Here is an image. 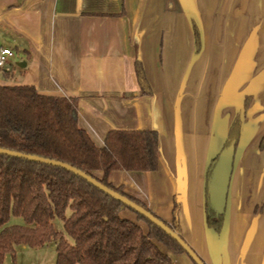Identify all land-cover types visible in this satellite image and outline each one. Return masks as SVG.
Segmentation results:
<instances>
[{
    "label": "crops",
    "instance_id": "0c3cea01",
    "mask_svg": "<svg viewBox=\"0 0 264 264\" xmlns=\"http://www.w3.org/2000/svg\"><path fill=\"white\" fill-rule=\"evenodd\" d=\"M0 45L14 54L0 85L76 98L78 126L97 147L110 131L158 134L156 172L108 182L168 224L176 201L180 235L204 264H264V0H0ZM136 57L151 96L140 95ZM245 97L216 234L206 171Z\"/></svg>",
    "mask_w": 264,
    "mask_h": 264
},
{
    "label": "trees",
    "instance_id": "16d2710c",
    "mask_svg": "<svg viewBox=\"0 0 264 264\" xmlns=\"http://www.w3.org/2000/svg\"><path fill=\"white\" fill-rule=\"evenodd\" d=\"M192 29L197 52L200 38L194 22ZM133 70L140 95L151 96L138 57ZM249 101L250 97L243 99L220 151L230 146L236 150ZM0 149L70 165L149 211L122 187L109 183L108 176L112 172H156L158 134L110 131L103 146L97 147L78 126L76 98L41 95L27 85H0ZM218 154L209 162L204 189L205 223L216 234L222 229L224 214H217L211 205L209 186ZM126 210L134 213L133 219L122 216ZM178 212L174 201L171 223H164L180 235ZM11 216L20 218L23 225L7 226ZM56 217L62 221V233L53 229ZM52 242L55 264H173L168 253L185 254L158 227L80 177L61 168L0 155V264L6 255L14 256L16 247L34 249Z\"/></svg>",
    "mask_w": 264,
    "mask_h": 264
},
{
    "label": "water",
    "instance_id": "95a60500",
    "mask_svg": "<svg viewBox=\"0 0 264 264\" xmlns=\"http://www.w3.org/2000/svg\"><path fill=\"white\" fill-rule=\"evenodd\" d=\"M18 67H21V65L18 64ZM234 152L235 150L232 146L222 151H219L216 164L212 170L210 186H209V195H210L211 205L213 206L217 214H224V208L226 205V197H227V192H228V185H229L230 176L232 172ZM0 155L61 168L63 170H66L69 173L74 174L75 176L80 177L81 179H83L88 184L92 185L93 187H95L96 189L104 193L105 195L121 203L122 205L128 207L129 209L134 211L136 214L144 217L151 224L158 227L161 231H163L167 236L172 238L183 249L184 253L193 262V264H204L203 261L196 255V253L189 247V245L182 239L181 235H178L176 232L171 230L167 225H165L164 221L155 217L153 215L154 214L153 212H151L150 210L147 211L143 209L142 207L138 206L137 204L130 201L126 197L107 188L106 186L102 185L97 180L86 175L80 170H77L70 165H67V164H64L58 161L43 159L37 156L24 155V154H20L17 152L4 150V149H0Z\"/></svg>",
    "mask_w": 264,
    "mask_h": 264
},
{
    "label": "rangeland",
    "instance_id": "374dc122",
    "mask_svg": "<svg viewBox=\"0 0 264 264\" xmlns=\"http://www.w3.org/2000/svg\"><path fill=\"white\" fill-rule=\"evenodd\" d=\"M66 216L69 215V210L65 212ZM123 217H128L129 219L134 218V213L126 210L122 213ZM7 226H21L23 225V221L20 218H16L11 216ZM53 229L55 232L62 233L63 226L60 218L56 217L52 221ZM70 242V240L68 239ZM163 252L168 253L162 246H160ZM173 264H180L177 262L176 257L174 255H170ZM191 261V260H190ZM2 264H55V249L54 244L49 243L40 248H27L23 246H19L15 248L14 256L6 255Z\"/></svg>",
    "mask_w": 264,
    "mask_h": 264
},
{
    "label": "built area",
    "instance_id": "2783aa9c",
    "mask_svg": "<svg viewBox=\"0 0 264 264\" xmlns=\"http://www.w3.org/2000/svg\"><path fill=\"white\" fill-rule=\"evenodd\" d=\"M14 56L13 52L0 45V69L6 68L9 60Z\"/></svg>",
    "mask_w": 264,
    "mask_h": 264
}]
</instances>
